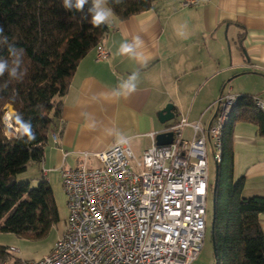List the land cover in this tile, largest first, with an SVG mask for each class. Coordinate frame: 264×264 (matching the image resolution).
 <instances>
[{
  "label": "crops",
  "instance_id": "obj_1",
  "mask_svg": "<svg viewBox=\"0 0 264 264\" xmlns=\"http://www.w3.org/2000/svg\"><path fill=\"white\" fill-rule=\"evenodd\" d=\"M197 1L184 8L181 0H156L150 10L125 20L113 15L100 41L107 58L96 62L93 49L77 64L61 99L60 122L50 129L41 162L29 168L30 178L48 181L76 167L81 154L108 150L117 130L132 138L129 147L140 158L156 134L183 117L206 129L222 94L264 100V0ZM181 27L187 39L176 35ZM134 36L144 42L142 62L116 55L120 43ZM133 71L139 72L137 90L127 98L113 97L119 80ZM169 104L174 118L161 123L159 115ZM191 137L192 128L184 127L182 138ZM231 143L233 178L243 177V191L258 193L264 189V136L240 120L232 124ZM207 149L213 157L208 143ZM259 222L264 234V214Z\"/></svg>",
  "mask_w": 264,
  "mask_h": 264
},
{
  "label": "trees",
  "instance_id": "obj_2",
  "mask_svg": "<svg viewBox=\"0 0 264 264\" xmlns=\"http://www.w3.org/2000/svg\"><path fill=\"white\" fill-rule=\"evenodd\" d=\"M156 0H123L109 3L114 15L125 20L150 10ZM85 8V12L87 11ZM81 13L67 11L62 0H0V26L9 41L24 49L22 81L0 87V232L29 239L40 238L59 221L52 190L45 178L36 187L17 182L30 163H40L50 138V129L60 122L61 99L66 94L79 61L100 43L108 25L93 27ZM90 20V16L88 17ZM0 56H7L0 49ZM8 79L0 77V86ZM39 105V108H37ZM10 106L13 132L5 134L4 110ZM22 113L30 119L36 141L18 140L12 117ZM247 120L264 136V115L251 96H240L230 122L222 132L213 207L214 264H264V234L259 216L263 197H241L244 178H233L232 124ZM212 244V242H211ZM0 246V259L8 260Z\"/></svg>",
  "mask_w": 264,
  "mask_h": 264
},
{
  "label": "built area",
  "instance_id": "obj_3",
  "mask_svg": "<svg viewBox=\"0 0 264 264\" xmlns=\"http://www.w3.org/2000/svg\"><path fill=\"white\" fill-rule=\"evenodd\" d=\"M197 3L181 0L180 5ZM94 49L96 62L107 58L100 43ZM239 97L220 95L206 129L179 119L167 129L172 142L157 146L153 141L140 158L129 145L116 143L81 154L76 167L60 170L68 217L51 252L38 261L0 259V264H190L206 230V146L218 164L222 132ZM251 100L264 115V100ZM187 126L189 140L182 138Z\"/></svg>",
  "mask_w": 264,
  "mask_h": 264
},
{
  "label": "clouds",
  "instance_id": "obj_4",
  "mask_svg": "<svg viewBox=\"0 0 264 264\" xmlns=\"http://www.w3.org/2000/svg\"><path fill=\"white\" fill-rule=\"evenodd\" d=\"M114 4H122L123 0H111ZM110 0H62V7L67 11H75L81 13V19L87 20L93 27L99 28L102 25H109L114 15L113 10L109 7ZM87 11L85 12V8ZM90 16V20L88 17ZM176 35L182 39L188 38V33L183 27L176 30ZM143 40L139 36H134L130 41L125 39L117 49L116 55L125 56L136 61H143V55L139 51L143 47ZM0 49L7 52V56H0V77L7 74L8 79L0 87L7 88L8 84L15 81H22L26 75L23 69L24 49L10 42L5 34L3 26H0ZM139 72L133 71L126 78L119 80L117 86L112 90L111 95L115 98H127L132 95L138 88ZM39 108V105H37ZM17 132V139L24 145L31 144L36 141L37 134L33 128L30 119H25L22 113H16L12 117ZM94 122L89 127H94ZM115 142L117 145H129L132 138L126 136L118 130L114 132Z\"/></svg>",
  "mask_w": 264,
  "mask_h": 264
},
{
  "label": "rangeland",
  "instance_id": "obj_5",
  "mask_svg": "<svg viewBox=\"0 0 264 264\" xmlns=\"http://www.w3.org/2000/svg\"><path fill=\"white\" fill-rule=\"evenodd\" d=\"M13 115V111L10 106H7L4 110V128L5 134L10 136L13 129L10 124V117ZM206 165H207V192H206V230L202 243L201 250L194 261L190 264H214L213 250L211 244L210 224L212 219V185L215 179V161L212 157L210 150H206ZM32 163L27 166V169L17 175V182H28L30 187H36L38 180L30 178V170ZM29 177H28V176ZM28 177V178H27ZM238 178H235V180ZM48 183L52 190L53 198L58 210L59 221L53 225L44 236L35 239H29L22 236H18L12 233L0 232V246L8 249V260H22V261H38L44 256L48 255L53 249L54 243L60 237L63 230L65 229L66 220L68 217L67 197L62 187V181L60 174H52L48 177ZM249 191V192H248ZM245 189L242 192L241 197H263L264 189L255 190L258 191L256 194L251 193L250 190ZM15 250L16 252H11Z\"/></svg>",
  "mask_w": 264,
  "mask_h": 264
},
{
  "label": "water",
  "instance_id": "obj_6",
  "mask_svg": "<svg viewBox=\"0 0 264 264\" xmlns=\"http://www.w3.org/2000/svg\"><path fill=\"white\" fill-rule=\"evenodd\" d=\"M172 108L173 106L171 104L166 105V107L161 111L160 115H159V121L161 123H165L171 119L174 118V115L172 113ZM172 142V134L171 132L164 130L158 134H156L155 136V144L157 146H163V145H169ZM215 179L212 185V195H213V199H212V206L214 207V203H215V199H214V194H215V188L217 185V168L218 165L217 163H215ZM213 212H212V219H211V224H210V234H211V242H212V248L214 250V244H213Z\"/></svg>",
  "mask_w": 264,
  "mask_h": 264
}]
</instances>
